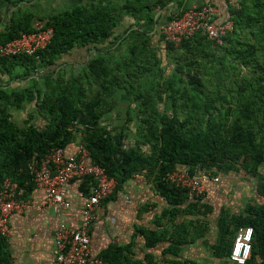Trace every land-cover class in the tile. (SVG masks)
I'll list each match as a JSON object with an SVG mask.
<instances>
[{"label":"trees","instance_id":"obj_1","mask_svg":"<svg viewBox=\"0 0 264 264\" xmlns=\"http://www.w3.org/2000/svg\"><path fill=\"white\" fill-rule=\"evenodd\" d=\"M1 1L9 7L0 24L1 44L45 27L53 36L35 55L0 58V74L9 78L6 86L0 84V186L9 178L23 194L31 192L28 162L53 147L65 148L78 135L91 161L116 181L104 200L142 174L167 203L152 227L137 226L127 243L100 250L102 264L194 263L182 258L181 250L208 232L205 217L213 206L203 200L205 194L191 197L166 179L176 167L191 174L242 170L257 179V194L264 198V0L228 5L223 17L232 20L233 29L220 46L213 47L200 32L177 45L165 41L168 60L174 62L167 74L147 38L121 50L111 45L126 17L133 18L129 27L138 25L172 0H82L44 14L39 0ZM184 2L175 1L166 21L189 7ZM76 46L92 50L88 58L78 70L60 67L59 60ZM120 102L127 104L123 121L110 123L119 115ZM27 108L19 123L16 114ZM81 185L87 192L88 180ZM181 214L191 217L181 219ZM215 224L216 239L209 248L219 264H236L229 255L236 230L245 226L253 234L244 264H264V201L248 203L238 214L221 208ZM164 243L159 255L152 251ZM0 264H11L2 235Z\"/></svg>","mask_w":264,"mask_h":264},{"label":"built area","instance_id":"obj_2","mask_svg":"<svg viewBox=\"0 0 264 264\" xmlns=\"http://www.w3.org/2000/svg\"><path fill=\"white\" fill-rule=\"evenodd\" d=\"M232 29V20L223 18L217 6L205 4L189 6L179 16H173L161 27V33L165 41L177 45L182 39L200 32L215 47L223 44V37ZM52 36L51 27L23 32L6 43H0V58L16 54L35 55L51 42ZM75 127L82 129L81 125L76 124ZM27 167L34 185L43 192L44 202L63 210L71 207L67 198L68 184L73 180H79L80 183L83 179L88 180L87 192L84 190L78 192L82 200L78 227L72 230L63 221L57 223L53 234L52 264H101V259L91 261L90 231L97 206L115 190V179L107 174L103 166L91 161L88 150L80 142L70 153L66 152L65 148L53 147L40 158L28 162ZM166 179L175 186L186 188L191 197H197L205 194L207 185L217 183L220 176L207 171L191 174L184 167H176L166 173ZM22 194L23 188L15 181L9 178L2 181L0 235L5 237L10 235V216L23 211L26 200ZM252 234L250 226L239 227L236 230L229 255L232 262L244 264L248 259Z\"/></svg>","mask_w":264,"mask_h":264},{"label":"crops","instance_id":"obj_3","mask_svg":"<svg viewBox=\"0 0 264 264\" xmlns=\"http://www.w3.org/2000/svg\"><path fill=\"white\" fill-rule=\"evenodd\" d=\"M57 1L59 0H46V5L52 6ZM78 1L82 0H70L69 4ZM175 1L167 2L163 8H155L153 10V18L142 21L138 25L129 27L133 23V18L126 17L121 23V36L117 37L111 46L117 48L121 44V48L124 49L130 43L137 42L141 38H147L151 47L158 49L161 42L160 34L162 36L161 27L166 23V16L169 12L176 8ZM236 1L229 0L228 3L226 0H185L184 3L186 6L211 3L217 6L222 15L225 16L228 5ZM37 4V7H42L45 4V0H39ZM0 7L1 24L9 13V7L8 4H4L1 0ZM107 47H109V44ZM91 51L87 47L76 46L69 54L59 60L60 67L78 70ZM7 81H9L8 76L0 74V84L6 86ZM11 84L12 80H10ZM77 144H79L78 135L73 142L67 144L65 151L68 153L74 151ZM218 175L220 176V180L217 183H209L207 185L205 198L213 193L221 183L222 176ZM133 184L137 186L135 187ZM81 187L82 185L79 180H73L68 184L67 198L71 203V207L68 210L45 203L42 190L35 185L31 192L22 194V197L26 200L23 211L21 213H13L9 219L11 233L7 236V241L11 254V264H52L54 250L53 234L57 223L63 221L72 230L76 229L79 225L82 200L78 192L83 190ZM148 188H152L149 179L145 178L142 174L137 175L124 185L121 194H118V191L113 199L103 200L97 206L90 231L91 261L100 259L98 253L108 244L127 243L137 226L152 227V223L150 222L148 224L140 222L141 218H144L142 205L140 204L147 199ZM162 203L165 204L164 207L167 206L163 198ZM135 239L137 242L136 253H138L137 250L141 249L143 240L139 236ZM165 245L166 243L161 244V247L158 249L159 251L156 250L154 252H160L161 248ZM141 255L142 252L137 254L139 257Z\"/></svg>","mask_w":264,"mask_h":264},{"label":"rangeland","instance_id":"obj_4","mask_svg":"<svg viewBox=\"0 0 264 264\" xmlns=\"http://www.w3.org/2000/svg\"><path fill=\"white\" fill-rule=\"evenodd\" d=\"M104 1V0H97ZM70 0H59L56 3H53L52 6L45 4L40 7L42 14L44 12H58L63 10L64 8H68L71 4H69ZM236 3V2H235ZM3 8V7H2ZM46 8V9H45ZM1 10V7H0ZM118 33V32H116ZM160 45L158 46V55L161 58V66L164 68L165 73H169L171 69L174 67V62L168 60L171 56L167 57L166 55V46L165 40L160 34ZM119 49L121 50V44L119 45ZM174 53V51H173ZM172 59V58H171ZM126 103H119L118 110L119 115H115L114 118L111 117L112 120H108L110 123H121L124 118V107ZM29 113V108L27 110H23L20 113L16 114V119L19 123H21L22 119L26 118ZM35 121V119H33ZM145 148V147H143ZM264 172V169H261ZM222 176L221 183L218 188L211 193L208 197L203 200L210 203L213 206V210L210 214L206 215L205 219L209 223V230L202 238L198 239L192 244L183 246L181 250V256L186 259H190L194 261V263L189 264H219V262L212 257L210 251V244H212L216 239V224L215 219L221 208L227 209L230 213L238 214L244 211L246 205L248 203H261L264 201V198L259 196L256 191L257 179L247 175L244 171L240 170L237 172H229L227 174H220ZM133 186H137L133 184ZM150 187V186H149ZM147 199L144 200L140 205H147V209H143L144 218H141V223L148 224L152 223L156 214L160 213V211L164 208V203H162V198L159 195L154 193L152 188H148ZM123 191H119L118 194H121ZM155 205L154 207L152 205ZM166 207V206H165ZM189 215H180L181 219L189 218ZM202 217V216H192ZM161 247H155L152 251H156ZM159 251V250H158ZM156 252L159 255V252ZM137 254H140L141 250H137Z\"/></svg>","mask_w":264,"mask_h":264}]
</instances>
